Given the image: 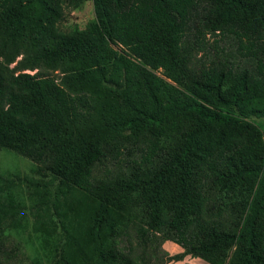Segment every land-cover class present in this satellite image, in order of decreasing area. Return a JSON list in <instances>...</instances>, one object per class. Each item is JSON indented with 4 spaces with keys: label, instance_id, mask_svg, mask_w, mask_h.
<instances>
[{
    "label": "trees",
    "instance_id": "1",
    "mask_svg": "<svg viewBox=\"0 0 264 264\" xmlns=\"http://www.w3.org/2000/svg\"><path fill=\"white\" fill-rule=\"evenodd\" d=\"M82 2L0 0V148L38 167L28 213L0 176V250L28 215L45 264H264V0H92L64 33Z\"/></svg>",
    "mask_w": 264,
    "mask_h": 264
},
{
    "label": "rangeland",
    "instance_id": "2",
    "mask_svg": "<svg viewBox=\"0 0 264 264\" xmlns=\"http://www.w3.org/2000/svg\"><path fill=\"white\" fill-rule=\"evenodd\" d=\"M92 19V0H83L82 4L77 9H66L63 11L62 30L64 33H69L73 29L81 31ZM29 73L32 74L33 72ZM55 74H57V72H55ZM255 105L253 101H248L247 99L242 103L243 109L246 112L255 110ZM246 118L259 127L264 133V116L258 117L249 115ZM32 175H38V167L35 163L12 150L0 148V176L11 178L18 177L20 181L17 190L9 196V199H13L14 202L19 200V204H22L27 209V213L30 203H27L26 196L31 191L26 189L24 185L21 184V181L24 177ZM34 178L38 177L34 176ZM248 187H250V185ZM167 196L168 198L165 199V202H170L169 197L171 196V192L168 193ZM30 223L29 216L26 215L24 219H22V229L20 231H12L4 235L5 237L2 238V243L4 244L2 247L3 252L0 250V264H45L43 262L44 258H42L40 253L41 251L38 250L35 241L30 239ZM81 241L83 244L84 240ZM174 248H176V246ZM164 250L170 256L176 255L171 249ZM194 259H196V261L192 264H209L200 258ZM173 263L174 262H169L167 264Z\"/></svg>",
    "mask_w": 264,
    "mask_h": 264
},
{
    "label": "crops",
    "instance_id": "3",
    "mask_svg": "<svg viewBox=\"0 0 264 264\" xmlns=\"http://www.w3.org/2000/svg\"><path fill=\"white\" fill-rule=\"evenodd\" d=\"M176 246V248H174ZM164 249H171V250H173L175 253H176V255L177 254H181L182 252H183V249L181 248V247H179L178 245H176L175 243H173V242H170V241H166L165 243H164ZM194 260V261H193ZM196 261V259H194V258H192V257H190V256H185L182 260H180V261H172V262H174L173 264H192L193 262H195Z\"/></svg>",
    "mask_w": 264,
    "mask_h": 264
}]
</instances>
